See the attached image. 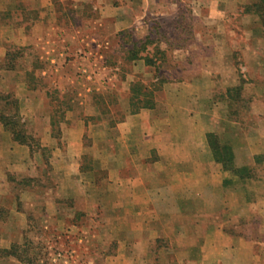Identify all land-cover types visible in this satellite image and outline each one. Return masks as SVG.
Listing matches in <instances>:
<instances>
[{"label": "crops", "instance_id": "0c3cea01", "mask_svg": "<svg viewBox=\"0 0 264 264\" xmlns=\"http://www.w3.org/2000/svg\"><path fill=\"white\" fill-rule=\"evenodd\" d=\"M256 1L0 0V60L3 61L0 92L13 94L27 129L34 125V137L42 136L41 142H45L41 146L49 145L60 156L55 157V162L66 165L64 170L55 169L60 187L57 197L60 194L74 197L87 205L92 198L104 209V219L115 223L121 246L119 262L143 264L148 260L151 246L158 243L168 246L161 253V264L259 261V254H255L244 237L224 228L254 211L264 213V184L246 173L235 174L226 169L215 157L209 134L218 133L221 124L227 126L224 134L234 152L235 166L256 165V157L264 154V101L258 102L251 113L258 119L243 127L230 119L228 109H220L225 106V100L221 103L217 97L220 88L227 90L237 84L233 74L226 73V70L232 72L235 65L225 61V55L206 69L185 60L196 50L209 49L215 54H229L237 49L249 52L253 45L247 41L253 39V30L244 32L247 38L243 44H228L223 40L232 31L227 32L224 22L233 20L236 14L242 19L258 21L254 13L245 11ZM86 5L100 9L104 39L52 24L58 19V6L67 9ZM183 7L191 8L195 22L207 25L205 30L193 33L197 39L194 47L192 43L174 46L172 50L179 56L167 66L149 61L144 52L132 59V72L119 76V121L95 132L88 147L86 121L73 120L64 130L66 149L61 157L57 140L52 136L51 88L66 93L71 85L75 89L78 82L73 110L67 115L74 117V112H78L83 117L105 116L97 104L90 102L96 89H107L114 80L105 78L109 66L102 60L101 52L112 46L114 37L119 38V52H129L146 40L150 49V43L168 36L154 20L181 18ZM15 12L21 15L20 22L28 26L13 17ZM214 23L219 29L212 31L209 27ZM141 26L146 27L145 34H141ZM129 28L133 42L128 50L124 39L130 36L126 31ZM15 45L19 49L16 55L12 54ZM89 45L98 50L100 58L91 62L82 57L80 61L77 51ZM257 47L263 52L264 45ZM42 59L48 62L47 67L38 64ZM80 65L83 67L79 68ZM76 68L85 73L77 81L73 76ZM174 70L179 71L178 76L172 75ZM141 71L144 90L158 87L152 90L151 106L133 110V84L140 82L136 73ZM143 97L142 94L140 98ZM89 148L99 151L91 153ZM31 154V147L15 141L0 121V203L9 200V173H23ZM259 164L264 166V160ZM59 204L54 201L53 213H57ZM11 244L12 239L3 237L5 249ZM124 246H132V251ZM9 260L3 264H15L16 259Z\"/></svg>", "mask_w": 264, "mask_h": 264}, {"label": "rangeland", "instance_id": "374dc122", "mask_svg": "<svg viewBox=\"0 0 264 264\" xmlns=\"http://www.w3.org/2000/svg\"><path fill=\"white\" fill-rule=\"evenodd\" d=\"M240 9V12H236L242 13ZM190 10V7L181 8V18L165 17L161 20H154V22L160 24L159 27L168 36L164 37V40L159 38V40L157 39L150 43V49L147 48L146 44L145 49L140 51V53L144 52L147 54L149 61L152 60L161 66H167L174 63L179 56V53L173 52L172 48L174 46L192 43L194 47L197 39L193 33H195V30H205L207 25L203 26L201 22H195ZM57 15L58 19L52 24L64 26L68 29L76 28L81 31L80 35L94 34L98 39H104V27L100 25L99 21L102 13L99 8L94 9L92 5H86L81 8L67 7V9H64L58 6ZM255 15L259 17L257 14ZM13 17L17 18L20 24L26 23L20 22L19 18H21V15L19 12H15ZM26 24L28 26V23ZM224 26L227 32L232 31V35L224 37L223 41L236 45L239 43L243 44L247 38L244 32L252 29L254 37L250 40L247 39V42L253 45L251 50L245 53L237 49L229 54H215L209 49H205L206 51L204 52L196 50L187 55L185 60L193 62V66L197 68L206 69L211 67V65L214 66L219 59L222 60L221 56L225 55L227 57L226 59L224 56L225 61L235 65L232 72L231 70H226V73L233 74L237 84L227 90L220 88V93H218L217 97H219L221 103L225 100V106L220 109H228L230 119L235 120L243 127H247L248 124L254 123L258 119L251 116L254 106L258 102L264 101V49H262L263 52H260L259 47H257V44L264 45V29L260 18L258 21H251L242 19L239 14L234 15L233 20L224 22ZM209 29L212 31L217 30L219 25L214 23ZM130 30V28L126 29L130 36L124 39L125 47L128 50L133 42ZM140 31L141 34H145L147 29L141 26ZM181 31L182 34L179 33ZM126 44L129 46H126ZM111 45L109 49L101 53H103L102 60L109 66L105 78L113 77V84L104 90L97 91V89H94L95 92L91 94L92 100L90 101L92 104H97L101 113H106L105 116L83 117L78 112H74V117L67 115L69 111L73 110L71 109L73 107L69 108V105H74L73 100L77 96L79 89L78 82L75 85V89L71 85L66 93H62L54 87L51 88L50 97L54 102L51 105L52 109H55L53 105H56L61 130V134H58V137H54L53 134L52 136L57 140L60 149L58 152L61 157L66 149L64 130L71 125L73 120L86 121L85 144L88 147L93 143L95 132L102 130L103 127H110L119 121V108H121L119 103V76H125L126 74L123 73L132 72L130 67L132 61L130 59V51L126 52L123 50L125 52L123 53L121 50L119 52L118 37L112 38ZM163 48H170V50L167 52V49ZM102 49L103 47L101 51ZM17 53H19V49L18 45H15L12 54L16 55ZM99 55L98 50L92 45L77 51L79 59L85 57L91 62L96 58L99 59ZM2 62L0 60V66H2ZM38 64L42 67L49 65L44 59ZM119 64L122 66L120 70ZM80 67H83V65H80ZM215 70L213 73H216ZM158 71L159 69L157 68L156 72L158 73ZM74 72L73 76H75L76 81L85 74L84 71H80L77 68ZM98 72L96 70V73ZM172 75L178 76L179 71L174 70ZM136 76L140 77L141 82L143 72L136 73ZM51 77H54V75H51ZM106 80L109 81L108 78ZM157 87L152 88L157 89ZM142 94L140 93V96ZM63 101H66V103ZM75 107L78 108L77 105ZM62 111L65 113L64 118L60 115ZM99 122L102 124L100 125ZM225 127L227 126L221 124L218 133H214L217 141L221 144H227L228 140V136L224 134L226 132ZM33 130L35 131L34 125L28 128V131L35 136L36 133ZM35 138L36 141L33 143L34 149H32L28 168L20 174L9 173V183L7 185L10 188L9 200L5 204L0 203V264L9 262L11 258L16 259L15 264H26L22 260L28 257L34 258L35 264H123V262H119V257H117L121 246L118 241L119 231L115 227V223L104 219V209L92 198H89L90 202L87 205L81 199L74 197H61V194L57 197L60 187L59 174L55 172V169L63 168L64 170L66 165L63 162L60 164L55 162V157L59 159L60 156L59 154L55 155L51 147H48L49 145L41 146V144L45 143L44 141L41 142L42 136H36ZM37 139H40V141H37ZM89 150L91 153L99 151V149L93 148H89ZM260 162L262 161L257 162L256 165L248 166V171L244 172V174L251 175L252 178H257L264 184V166L259 164ZM55 200L60 203L57 213H53L52 209ZM224 230L244 237L253 248L255 254L260 256L259 261H256L255 264H264V213L258 210L254 211L246 217L238 218L234 222L227 224ZM5 236L12 239V244L8 249L15 246V250L22 256V260L18 256L4 251L2 239ZM124 247L127 251H132V246ZM167 247L163 243L151 246L148 260L144 261L143 264H161L163 262L161 261V253ZM128 263L132 264V262H125L124 264ZM181 264L196 263L182 261Z\"/></svg>", "mask_w": 264, "mask_h": 264}, {"label": "trees", "instance_id": "16d2710c", "mask_svg": "<svg viewBox=\"0 0 264 264\" xmlns=\"http://www.w3.org/2000/svg\"><path fill=\"white\" fill-rule=\"evenodd\" d=\"M245 11L257 14L264 29V0H258L254 2L253 4L249 5ZM147 43L148 40L143 42L139 47L136 46L131 49L130 59L132 60L138 58L140 51H143V49H145ZM143 90L144 86L141 82L138 81L133 84V92L135 93V96L131 98V107L133 108V110H138L141 107H149L153 104V91L147 89L144 91ZM140 93H143V98H140ZM51 102L53 101L51 100ZM63 102L66 103V101ZM53 106L55 107V109H53V117L51 120L52 134L54 135V137H58V134H61V130L59 127L60 122L58 119L59 113L56 109V105ZM70 107L72 106L69 105V108ZM60 115L62 116V118H64V111H62ZM0 121L4 124L5 128L12 133L13 139L15 141L21 144L29 145L31 149H34L33 143L34 141H36V138L28 132L26 123L24 122L23 117L19 111L18 101L11 93L0 92ZM209 137L211 138V146L213 148L215 157L218 161L223 163L226 169L231 170L235 174L241 175L244 174V172L248 171V167L237 168L235 166L234 152L228 144H221L220 142H218L214 134H209ZM256 159L257 162L263 161L264 154L258 155ZM15 249V246H13L10 249H4V251L18 256L22 260V256ZM22 261H24L26 264H35V259L32 257H28L27 259H23Z\"/></svg>", "mask_w": 264, "mask_h": 264}]
</instances>
